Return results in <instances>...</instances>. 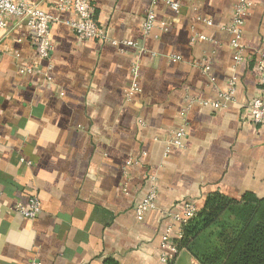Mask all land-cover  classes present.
Wrapping results in <instances>:
<instances>
[{
	"label": "crops",
	"instance_id": "obj_1",
	"mask_svg": "<svg viewBox=\"0 0 264 264\" xmlns=\"http://www.w3.org/2000/svg\"><path fill=\"white\" fill-rule=\"evenodd\" d=\"M30 1L55 19L53 47L39 59L16 19L0 31V264H199L162 245L166 227L178 228L168 212L183 213L188 200L200 209L216 191L264 193V129L243 107L259 93L264 0H245L239 64L223 28L239 0H180L178 13L158 1L147 34L151 0H91L116 46L80 40L59 0ZM134 65L140 91L127 98ZM232 80L231 97L213 109ZM183 125L182 147L167 151ZM153 187L156 207L137 221L134 205ZM30 194L41 203L35 219L14 212Z\"/></svg>",
	"mask_w": 264,
	"mask_h": 264
},
{
	"label": "built area",
	"instance_id": "obj_2",
	"mask_svg": "<svg viewBox=\"0 0 264 264\" xmlns=\"http://www.w3.org/2000/svg\"><path fill=\"white\" fill-rule=\"evenodd\" d=\"M163 1L174 12L178 13L180 8V0H151V6L146 11L144 20L142 23L143 33H149L155 26V13L153 6L158 2ZM59 6L61 9H66L75 14V18L72 20H66V24L71 28L74 34L80 40H92L100 43H109L111 45H118L119 41L111 39L106 31L99 27L94 18V9L91 0H59ZM249 12V3L245 0H239L233 5V12L230 22L225 25L227 31L232 35L231 47L233 49V60L235 63H241L244 60L243 48L241 45V39L243 36L244 22L247 13ZM8 19H16L25 23L29 30V37L34 45L36 56L42 60H48L51 57L52 52V40H51V26L54 22V18L44 10L40 9L36 4L30 0H0V31L6 27ZM210 22V21H208ZM122 45L137 46L134 41L122 40ZM1 56V51H0ZM19 56L18 54L16 57ZM177 59L178 57H172ZM204 70L208 71L209 66L204 64ZM34 71V67L20 66L19 72L21 74H28ZM255 71L257 75V82L259 87V93L257 96L248 101L243 107L247 113L248 119L256 126L264 129V51L259 52L255 63ZM133 80L129 84L126 96L132 97L134 94L140 91V87L137 82L138 68L134 65L131 69ZM235 81L232 80L229 83V89L221 93L219 100L211 102L213 109L222 107L225 102L231 97ZM186 136L185 126L183 125L174 132L172 138L168 141V147L173 145L176 147H182L184 138ZM129 160L127 164L131 163ZM157 191L153 187L149 193L140 201H137L134 205V215L137 221L144 219L147 211L156 207ZM41 210V203L36 194H30L26 197L25 201H17L14 206V212L16 215L26 219H35ZM197 213V208L194 203L187 201L184 203L183 213L168 212V218L178 226L176 234H173V224L168 225L161 236L162 245L171 247L175 251L171 238H179L181 236L182 225H184L189 219L193 218ZM22 264H42L40 260L31 259Z\"/></svg>",
	"mask_w": 264,
	"mask_h": 264
},
{
	"label": "trees",
	"instance_id": "obj_3",
	"mask_svg": "<svg viewBox=\"0 0 264 264\" xmlns=\"http://www.w3.org/2000/svg\"><path fill=\"white\" fill-rule=\"evenodd\" d=\"M172 244L199 264H264V193L245 191L239 199L208 194ZM102 264L120 263L105 257Z\"/></svg>",
	"mask_w": 264,
	"mask_h": 264
}]
</instances>
